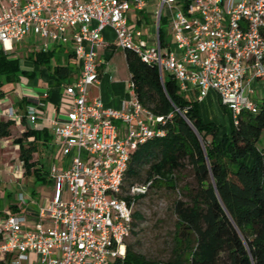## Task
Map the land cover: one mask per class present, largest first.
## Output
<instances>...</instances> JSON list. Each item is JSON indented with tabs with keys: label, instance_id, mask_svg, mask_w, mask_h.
I'll return each mask as SVG.
<instances>
[{
	"label": "built area",
	"instance_id": "2783aa9c",
	"mask_svg": "<svg viewBox=\"0 0 264 264\" xmlns=\"http://www.w3.org/2000/svg\"><path fill=\"white\" fill-rule=\"evenodd\" d=\"M146 3L0 0L4 51L32 33L40 40L39 52L52 44H72L79 64V75L65 86L70 109L63 119L51 122L62 154L71 155L69 165L61 170L51 165L48 176L55 196L36 210L31 209L36 202L22 193L16 211L0 209V264H108L124 253L134 196L147 190V184H139L124 191L125 171L139 144L163 134L157 127L163 118L141 105L131 81L119 108L104 107L98 98L88 101L87 87L98 79L95 46L103 42L105 27L114 31L116 46L155 64L161 78L170 74L180 92H191L197 100L215 92L234 124L241 112L258 110V102L249 96V82L264 80V0H157L151 45L141 29L130 26L128 15L142 11ZM161 17L168 26L162 40ZM43 105L41 99L27 105L31 124ZM3 115L18 118L12 106ZM10 172L15 178L23 176L20 158Z\"/></svg>",
	"mask_w": 264,
	"mask_h": 264
},
{
	"label": "trees",
	"instance_id": "16d2710c",
	"mask_svg": "<svg viewBox=\"0 0 264 264\" xmlns=\"http://www.w3.org/2000/svg\"><path fill=\"white\" fill-rule=\"evenodd\" d=\"M162 24H166L163 17L161 40L166 34ZM32 57L37 64H48L52 52H36ZM125 57L135 95L152 115L163 118L157 123L163 134L148 138L131 152L124 191L139 184H147V190L133 199L126 238L131 235L134 240L125 238L123 255L108 264H264V145L257 146L264 131V97L256 112H241L237 124L218 99L230 119L229 131L220 133L216 123L201 119L199 100L185 97L170 74L161 78L155 64L141 60L131 49H125ZM53 72L67 79L69 67L56 64ZM18 73V61L0 44V77L17 81ZM13 125V120L0 119V137L11 136ZM47 137L46 129L30 126L13 139L24 174L33 172L44 181L49 178L43 162L33 155L40 145H47ZM159 190L179 198L172 201L168 253L149 256L137 248L144 215L134 206ZM9 208L17 209L15 203Z\"/></svg>",
	"mask_w": 264,
	"mask_h": 264
},
{
	"label": "crops",
	"instance_id": "0c3cea01",
	"mask_svg": "<svg viewBox=\"0 0 264 264\" xmlns=\"http://www.w3.org/2000/svg\"><path fill=\"white\" fill-rule=\"evenodd\" d=\"M156 5L157 0H147L146 6L142 11L137 12L132 10L128 13L130 26L133 29H141L143 37L150 45L155 41L156 28L153 22L155 19L153 11ZM26 36L30 39L29 44L31 45V51H29L28 54L29 58L32 59L33 53L39 52L40 40L38 37L34 40L33 36L35 35L32 33H28ZM102 40V43L95 46L99 65L98 79L96 83L87 87V99L91 101L93 98H98L104 107L119 108L122 100L128 96V83L130 81L125 50L116 46L115 34L110 27H105L102 30ZM72 48V44L60 46L52 44L47 51L52 52V55L58 53L64 60L67 59V62L60 63L69 67V76L67 79L58 77L53 70L51 72L50 69L44 72L40 69V64L35 63L39 73L34 70L30 73L27 71L25 82L20 81V83H18L16 90L13 92V96H8L6 94L0 95V119H6L3 115V111L8 106H12L18 116L16 120H13L12 135L3 139L0 137V151H4L3 154L9 155L18 152V145L13 142V139L20 135H13L17 131L21 134L25 127L31 126L38 130L46 129L48 131L47 145H40L39 147L43 151H50L53 160L52 164H55L58 170L69 165L70 159L67 160L66 157H71V155L66 156L62 154L59 138L54 134L51 122L55 119H63L71 106L72 100L71 97L65 93V86L67 83L73 82L79 75V64L72 54ZM249 86L253 89V92L250 93L249 96L257 101L255 99V87L260 86L264 90V80L252 79L249 82ZM43 92H47L46 97L42 96ZM181 93L191 96V92ZM263 97L264 96H262L261 99ZM40 99L44 105L40 107L34 124H31L26 117V107L27 105L35 104ZM22 118L25 120L24 123H22ZM12 143L13 149L8 150L7 148ZM73 153H75L74 150L71 154ZM18 157L19 154L16 156V160H18ZM57 161H60L59 164H57ZM17 162L8 167L9 170L15 167ZM46 176L49 178L48 174ZM8 203L9 202L2 199L0 202V209L8 208ZM31 209L36 210L37 208L36 206H32ZM35 218L34 216L33 219Z\"/></svg>",
	"mask_w": 264,
	"mask_h": 264
},
{
	"label": "rangeland",
	"instance_id": "374dc122",
	"mask_svg": "<svg viewBox=\"0 0 264 264\" xmlns=\"http://www.w3.org/2000/svg\"><path fill=\"white\" fill-rule=\"evenodd\" d=\"M166 15V11L164 12ZM154 22V20H153ZM162 27L168 30L167 24H162ZM171 35H167V40L170 41ZM36 40L37 36H33ZM30 39L25 36L22 41L15 42L13 44V50L8 51L10 58L18 61L20 73H18L17 81H7L6 77L1 75V88L4 94L13 96V92L16 90L20 81L25 82L26 74L22 71L26 70L29 73L34 70L38 72V67L35 65L34 60L29 58ZM1 44V43H0ZM2 45V44H1ZM175 50V46H170ZM67 62L60 54L55 53L52 55L48 64L40 65V69L47 72L49 69L53 70L55 64ZM254 86V85H253ZM255 99L260 102L261 97L264 96V90L260 86L255 87ZM185 97L192 99V96L182 93ZM199 115L203 121H213L219 126L220 133L229 131L230 119L228 114L221 107L218 97L215 92H209L207 96L199 100L198 103ZM119 123V122H118ZM20 135L19 131L14 133L13 136ZM264 145V131L262 132L257 146L261 148ZM8 150L13 149V143L9 145ZM4 151H0V202L3 200L10 203L16 202L18 195L23 194L26 200L30 198L36 202L37 205H42L46 200L55 196V189L52 187L50 180L37 179L33 172L28 175L23 173V177L17 179L10 173L8 167L15 164L16 156L18 152L13 154H3ZM13 156V157H12ZM67 160L70 156L66 157ZM19 159V157H18ZM33 159L42 160L43 172L47 175L52 165V154L49 150L43 151L38 149V153H34ZM16 161V162H15ZM60 161H57L59 164ZM190 179V177H189ZM177 197L175 194H169L166 191L159 190L156 193H150L145 198L141 199L135 206V209H139L143 215V221L139 225L140 230L137 238L139 243L137 248L143 253L149 256H160L168 253V245L170 240V232L173 230L174 215L172 212V201ZM127 241L134 240L130 235L126 238Z\"/></svg>",
	"mask_w": 264,
	"mask_h": 264
}]
</instances>
